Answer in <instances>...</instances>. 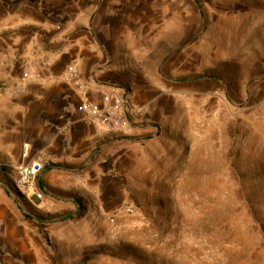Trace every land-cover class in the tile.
Masks as SVG:
<instances>
[{"label":"rangeland","instance_id":"rangeland-1","mask_svg":"<svg viewBox=\"0 0 264 264\" xmlns=\"http://www.w3.org/2000/svg\"><path fill=\"white\" fill-rule=\"evenodd\" d=\"M78 54L145 116L59 131ZM0 264H264V0H0Z\"/></svg>","mask_w":264,"mask_h":264},{"label":"built area","instance_id":"built-area-1","mask_svg":"<svg viewBox=\"0 0 264 264\" xmlns=\"http://www.w3.org/2000/svg\"><path fill=\"white\" fill-rule=\"evenodd\" d=\"M57 79H61L77 92L84 94L80 105L84 119L108 133L124 131L130 126V120L138 121L146 108L145 105L134 104L125 92L120 93L114 88L104 92L99 102L90 99L88 93L95 89L90 83L82 81L76 64H70L61 75L57 76ZM42 167L39 161H32L20 167L16 179L20 190L27 192L33 188L35 178Z\"/></svg>","mask_w":264,"mask_h":264},{"label":"crops","instance_id":"crops-1","mask_svg":"<svg viewBox=\"0 0 264 264\" xmlns=\"http://www.w3.org/2000/svg\"><path fill=\"white\" fill-rule=\"evenodd\" d=\"M60 55L61 54L54 55V57H52L51 55L50 56L53 59L57 60V59L61 58ZM82 59H83V57H81L78 54V55H76V57L72 58L71 63L79 65L82 62ZM78 65H77V67L79 68ZM69 89L72 93L69 91ZM57 93H58L57 98L55 100L53 99L52 100L53 102L48 107V108H50L48 120L52 123L58 124L59 125V129H58L59 131H63V130L68 129V130H74L76 132V130H80L81 127H83V128H85V130L88 131L86 138L88 139L89 137H92L94 139L96 137V134L89 133L92 126L90 127V125H86L87 127H84V125H82V124L80 125L78 123L79 121L81 122L80 116L82 115V111L80 109V104L76 103L74 101L73 96L75 98H77V97L79 98L80 97L79 93L72 86H70L67 89H64V88H62L61 90L57 89ZM60 101H61V103L59 104ZM73 116H75V117H73ZM60 122H62V124H59ZM71 147L77 148V146H75V144H73Z\"/></svg>","mask_w":264,"mask_h":264},{"label":"trees","instance_id":"trees-1","mask_svg":"<svg viewBox=\"0 0 264 264\" xmlns=\"http://www.w3.org/2000/svg\"><path fill=\"white\" fill-rule=\"evenodd\" d=\"M81 208H84L81 203H79V211L76 213L77 216H83L81 213Z\"/></svg>","mask_w":264,"mask_h":264},{"label":"bare ground","instance_id":"bare-ground-1","mask_svg":"<svg viewBox=\"0 0 264 264\" xmlns=\"http://www.w3.org/2000/svg\"><path fill=\"white\" fill-rule=\"evenodd\" d=\"M146 113H147V106H146V108L143 110L142 115H141V118H143V116H145Z\"/></svg>","mask_w":264,"mask_h":264}]
</instances>
